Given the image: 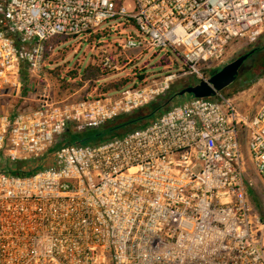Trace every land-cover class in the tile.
Wrapping results in <instances>:
<instances>
[{"label":"built area","instance_id":"obj_1","mask_svg":"<svg viewBox=\"0 0 264 264\" xmlns=\"http://www.w3.org/2000/svg\"><path fill=\"white\" fill-rule=\"evenodd\" d=\"M114 22L136 32L116 46L121 54L164 51L179 70L95 98L0 111V164L54 159L30 174L0 171V264H264V217L242 156L245 143L264 180V100L240 116L220 94L190 98L96 145L60 140L149 105L178 77L206 81L229 46L257 41L264 0H0V99L20 67L42 71L49 40L104 39L111 28L100 27ZM104 54L101 70L117 69Z\"/></svg>","mask_w":264,"mask_h":264},{"label":"rangeland","instance_id":"obj_2","mask_svg":"<svg viewBox=\"0 0 264 264\" xmlns=\"http://www.w3.org/2000/svg\"><path fill=\"white\" fill-rule=\"evenodd\" d=\"M121 25L118 22H114L100 27V31L106 29V27L111 29L110 32L106 34V38L99 39V41H90L91 36L82 39L58 37L49 40L45 47V59L42 71L38 74H33L20 67L19 72L16 74L17 86L15 87V92L9 96V101L4 102V104L1 102L0 105H5L4 109L14 112L17 108L21 107L22 103L20 102H24V104L27 103V105H24L25 107H33L36 102L31 100H41L42 97H46L53 102H76L85 95L95 97L100 93V88H103L106 84L118 82L120 80H127L129 85L126 86L131 87L136 86V80L134 81L133 79L138 78L140 75H148L144 79V81H147L159 75L163 76L167 73H176L179 70V64L178 62L176 63L172 56H170V62H172L170 66L162 68L156 66L158 61L164 55V51H149L140 54L129 52L125 55L121 54L116 46L124 43L126 37L130 33L133 32L136 34L135 29H132L131 27L123 29ZM95 35L101 36L100 33ZM263 46L264 29L253 45H246L243 44V42H240L229 46L225 56L226 64L252 49H257ZM104 53L114 58L115 62L119 65L117 69L106 73V75H104L97 83L93 84L91 82H86L83 83L80 88H77L76 84L82 82L77 75L86 67L94 68L98 66L101 58L105 55ZM249 70L251 72L250 76L252 78L250 80L252 83L248 88H244L245 84L241 83L240 79L238 80V83H234L231 87L220 93V96L231 100L240 116H249L253 114L264 100V51L256 53L250 57L243 64L238 76H246V72ZM210 72L211 71L208 69H205L206 75ZM196 83L198 82H195L191 77H178L171 84V88L166 96H171L186 86L194 85ZM14 93L29 101L17 100L18 102H15L16 96L13 95ZM26 95H28L29 98H26ZM186 100L188 99H175L171 102V105H178ZM150 121L151 120H145L141 125L146 126ZM86 132L87 131H80L74 133V131L70 129L67 132H64L61 136V143L67 136V133L83 137ZM46 156H48V154ZM46 156L41 162L33 160L13 164L1 163L0 171L11 170L14 168V165H19L25 172L29 171L30 168H33L38 163H40L39 169L53 166V156ZM242 156L246 163L244 182L246 187H248V196L249 198L251 197V202L256 206L258 215L263 217L264 180L260 179L248 162L245 143H242ZM262 178H264V174L262 175Z\"/></svg>","mask_w":264,"mask_h":264},{"label":"trees","instance_id":"obj_3","mask_svg":"<svg viewBox=\"0 0 264 264\" xmlns=\"http://www.w3.org/2000/svg\"><path fill=\"white\" fill-rule=\"evenodd\" d=\"M101 38L102 37L100 35H95V36L92 35L90 38V41L91 40L99 41V39H101ZM262 51H264V46L260 47L259 50H257V52H255V54L260 53ZM170 56L171 55L168 53L164 54L162 56V58L158 61L156 66L160 67V68L170 66V64H172V62H170L171 61ZM217 71L218 70L210 72L207 75V77H210L212 74L216 73ZM108 72H110V71L101 70V66H99V65L94 67V68L86 67L81 73H79L77 75V77L80 78L79 80L82 82H78V84H76V86H77V88H80V86L86 82H91L93 84L97 83ZM250 73L251 72L249 70L246 72V76H243V75L238 76L234 83H236V82L238 83V80L241 79V83L245 84L244 88H248L250 86V84L252 83V81L250 80L252 78L250 76ZM147 76L148 75H146V76L140 75V76H138V78H134L133 80L134 81L135 80L136 81H143ZM73 79H76V78H73ZM126 85H129V82L127 80H120L118 82L106 84V86H104L103 88L102 87L100 88V93H98V95H96L95 97H98V96L104 95V94H108V93L117 92V91L127 87ZM188 86H190V85H188ZM228 88H226V89H228ZM225 90H223L222 92H224ZM171 96L165 95L161 98H158L157 100L150 103L149 105L144 106V107L140 108L139 110H137V111H135L129 115L120 116L116 120L104 125L103 127L99 128L97 130L87 131L83 137L82 136L79 137L78 135H72V134L67 133V136L63 139L61 144L62 145H64V144L96 145L100 142H103V141L109 139V138L122 136V134H126V133H128L134 129L142 127L143 125H141V123L145 120L146 121L155 120L161 113H163L165 110H167L171 106V103H168V100ZM86 97H92V96L85 95L81 99H84ZM95 97H92V98H95ZM183 98L190 99L191 97L183 96V97L177 98V99H183ZM49 155H52V151H50L48 153V156ZM48 156H46V157H48ZM42 160H39V161L41 162ZM39 166H40V163H38L33 168H30L29 171L25 172L24 169L21 168L19 165H17V166L14 165L13 166L14 168L11 170H8V171H12L15 174L16 173H18V174L19 173L30 174L33 171L39 169ZM255 208H256V206H255ZM256 210H257V208H256ZM263 217H261V218H263Z\"/></svg>","mask_w":264,"mask_h":264},{"label":"water","instance_id":"obj_4","mask_svg":"<svg viewBox=\"0 0 264 264\" xmlns=\"http://www.w3.org/2000/svg\"><path fill=\"white\" fill-rule=\"evenodd\" d=\"M257 50H259V48L252 49L240 55L223 66L216 73L212 74L206 81H200L177 91L169 98L168 103L183 96H188L192 99H212L216 97L236 81L243 64L254 55Z\"/></svg>","mask_w":264,"mask_h":264},{"label":"crops","instance_id":"obj_5","mask_svg":"<svg viewBox=\"0 0 264 264\" xmlns=\"http://www.w3.org/2000/svg\"><path fill=\"white\" fill-rule=\"evenodd\" d=\"M13 92H15V90L13 91ZM12 92V93H13ZM13 95H15L16 97H15V102H18L17 100H21V101H23V100H25V98H22L21 96H17L15 93L13 94ZM26 98L28 97V95H26L25 96ZM8 98L9 97H6V98H2V99H0V103L2 102V104H4V102H7V101H9L8 100ZM29 98V97H28ZM25 101H29V100H25ZM31 101H35L36 102V104L33 106V107H30V108H34L35 106H37L38 104V100H31ZM20 103H22L21 104V106H24L25 104L27 105V103H25L24 104V102H20ZM18 104V103H17ZM5 108V105H0V111L2 112V113H7V114H12L13 112H10V110H6V109H4Z\"/></svg>","mask_w":264,"mask_h":264}]
</instances>
